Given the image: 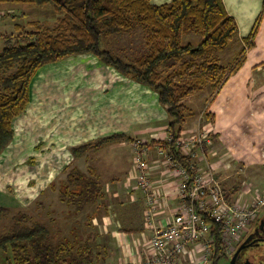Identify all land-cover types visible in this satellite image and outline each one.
<instances>
[{"label": "trees", "instance_id": "trees-1", "mask_svg": "<svg viewBox=\"0 0 264 264\" xmlns=\"http://www.w3.org/2000/svg\"><path fill=\"white\" fill-rule=\"evenodd\" d=\"M7 1L0 0V3ZM14 1L37 7L52 6L59 20L51 29L37 24L36 29L0 36L4 42L0 49V152L13 139V120L27 108L31 82L39 69L49 62L84 53L95 55L103 65L112 66L157 91L169 114L168 131L177 138L186 122V101L204 85L219 88L228 76V67L213 57L214 52L230 47L238 38V24L223 0H172L160 5L152 0ZM136 26L143 29L147 39L146 53L133 61H125L110 49L102 48V42L109 36L129 32ZM191 32L199 34L197 43H185V35ZM253 36L254 30L245 40L247 45H253ZM242 50L243 47L238 61L245 56ZM176 63V67L169 69ZM124 140L132 141V138L124 133H114L75 146L71 153L80 158L92 148ZM161 145L171 147L173 143L162 141ZM172 149L174 156L191 170V158L174 147ZM67 170L63 186L59 188L60 199L74 203L78 210L82 205L84 208L85 204L94 203L101 195L100 181L78 167L71 166ZM79 183L87 185L75 192L72 187ZM70 188L79 196L77 199H70L73 196ZM7 214L8 209L0 207V219ZM259 219L256 218L255 225ZM46 220L28 213L15 216L13 227L0 234V250L11 251L12 261L9 259L8 262L93 264L87 244L77 245L72 240L61 242L55 238L53 228ZM210 236L213 238L212 264H218L221 257L228 256L220 223L213 225Z\"/></svg>", "mask_w": 264, "mask_h": 264}, {"label": "rangeland", "instance_id": "rangeland-1", "mask_svg": "<svg viewBox=\"0 0 264 264\" xmlns=\"http://www.w3.org/2000/svg\"><path fill=\"white\" fill-rule=\"evenodd\" d=\"M58 20V15L52 6L37 7L35 4L14 0L0 3V36L36 29L37 24L46 29H51L57 25ZM189 40L195 43L194 37L191 36ZM146 43L147 39L143 29L136 26L129 32L109 36L102 42V48L110 49L113 53L124 58L125 61H133L147 52ZM3 45L4 42L0 39V49ZM231 52L230 50L225 54L230 56ZM102 64L93 54H74L68 57L66 61L48 64L36 76L32 85L34 90L32 107L26 108L27 111L23 114L20 122H18L19 118L16 123L14 122L13 139L0 152V207L8 209V214L0 219V234L9 231L15 223V216H21V213H28L37 219L45 217L53 228L55 238L65 243L72 240L78 245L80 239L84 238L86 229H93L89 226L91 217L87 212V209L90 208L89 204L92 202L85 204L84 208L82 205L81 210H78L74 203L63 202L59 199V188L63 186L62 183L66 178L67 168L70 166L68 163L81 168L87 174V172L94 171V166L89 167L87 163L90 161L96 165L97 157L98 162L104 161L109 156V151L92 150L91 154H96L91 160H86V157L78 160L62 142L69 144L71 139L75 142L86 137H96L98 134H101L100 137L111 135L114 134L113 129L118 125L117 123L130 124L133 120H137L129 110L130 107L136 108V99L131 97V100H127L124 96L128 89L127 83L124 82L125 80L121 82L124 84L119 83L123 76L116 70ZM198 93L200 91L195 92V94ZM194 95L186 101V104L192 103L191 100L194 99ZM199 108L198 106L193 108L196 114L200 112ZM34 119L36 123H34ZM42 121L44 123H41ZM27 123L28 125L32 124V126L29 128L28 125L26 126ZM241 125L242 122H239L238 126L242 127ZM63 132H65L64 140L59 144ZM40 133L47 138L44 142H39L40 139L34 142V136L40 135ZM259 133L258 130L254 132L252 128L246 130V134L233 129V132H229L224 137L220 135L223 149L219 148L218 150L215 145L219 141L213 137L211 148L215 150L213 154L215 156H210V161L215 170L231 169L235 172L239 171L240 168L244 170L240 175L231 174L230 177V181L235 180L233 182V189L235 190L231 191L230 200L237 202L239 206H245L253 203L257 198L264 197V178L252 174L255 168L264 167V141L257 136ZM178 138L172 140L173 145L171 147L163 149L166 157H171L174 161L182 163L174 156L172 149L174 147L175 150H180L176 147ZM227 144H230L232 150ZM129 155V148L125 147L124 152L121 151V156L128 160ZM135 155V151L131 153L134 162ZM191 160L196 161L195 158ZM67 165L69 166L63 171ZM242 173L247 174V176L241 178ZM237 178L239 179L236 180ZM53 179L55 182L50 186L49 205L44 207L41 205L42 202L39 203L38 197ZM86 185L87 183L74 184L72 188L75 192H79ZM243 185L248 190L241 192L239 189ZM69 190L73 195L70 196L71 200L79 197L74 195L71 188ZM81 199L83 200V198ZM85 200L87 201V197ZM180 200L179 197V202ZM146 207L150 208V202H147ZM64 211L66 212L64 213ZM94 212L97 211L94 209ZM73 215L76 217L74 220ZM57 216H60V221H56ZM263 216L264 206H262L258 217L262 218ZM153 217L155 216L153 215ZM68 222L70 226L67 227L65 224ZM76 223H78L77 230L67 235L66 228L70 229L71 225ZM254 226L255 221L248 230L243 231L239 240L233 242V252L226 248L228 256L221 257L218 264H231V258L240 246V242H243L242 240ZM56 228L57 233L55 234ZM60 231H64L66 235L61 233V236L58 237ZM201 242L206 243L207 240L203 238ZM203 246L198 245V248L193 250L189 248L188 254H191L194 261L201 262V258L204 261L205 252L210 254L209 259L211 260L213 248L210 252L208 251L210 247L205 251H198ZM247 251L248 253L253 251L256 263H259V255L264 254V243L249 248ZM89 253L92 256L91 261L94 262L93 254L97 253L96 249L92 248ZM9 259L12 261L11 251L0 250V264H13V262H8ZM190 259L191 257H183L181 264H190ZM199 264H212V260H205Z\"/></svg>", "mask_w": 264, "mask_h": 264}, {"label": "crops", "instance_id": "crops-1", "mask_svg": "<svg viewBox=\"0 0 264 264\" xmlns=\"http://www.w3.org/2000/svg\"><path fill=\"white\" fill-rule=\"evenodd\" d=\"M170 1L172 0H152L157 5ZM223 2L229 14L235 18L238 24V38L230 47L214 52L213 57L230 70L226 80L219 88L207 84L198 90L200 93H194V99L191 100L192 103L190 105L189 103L187 104L186 122L181 132L182 134H190L197 129H208L210 138L213 140L214 137V139L216 138L219 141L215 145L217 150L219 148L223 149L220 135L224 137L229 132H233V129L244 134L250 128L254 132L258 130L260 133L257 136L264 141V0H223ZM258 20L259 24L257 25ZM253 30V45L246 47L247 43L245 40L251 35ZM191 36L195 38V43L200 39L198 33L191 32L185 35V43L190 42ZM242 47V52L245 56L238 61ZM230 50L232 52L230 56H227L225 53ZM68 57L60 61H66ZM57 62L45 64L39 69L36 76L48 64ZM177 64L169 67V69L176 67ZM105 66L116 70L112 66ZM116 71L120 73L118 70ZM120 75L123 78L120 77L121 81L119 83L124 84L126 82L128 86L124 94L125 98L127 100H131V97L136 99V108L130 107L129 110L137 120H133L130 124L117 123L118 125L114 127L113 132L124 133L132 138V141H118L102 148H92L84 156L78 158L79 160L86 157V160H91L93 155L96 154H91L92 150L109 151V156L104 161L98 162L97 157L96 165L90 161L87 163L89 167L94 166V171L87 172V175L97 178L102 186L100 197L94 203L89 204L90 208L87 209L89 217H91L89 226L93 229H86L84 238L80 237V244H87L90 250L93 248L97 251L96 254H93V264H141L145 262L151 253L149 239L152 237L155 228L171 220L179 203L177 193L180 176L174 174L175 170L171 169L170 161L164 155L165 150L163 148L165 147L161 145V142H167L168 136L171 135L168 131L169 114L167 108L161 104L159 95L153 88L137 82L122 73ZM36 76L31 82L30 102L27 109H30L33 104L34 90L32 85ZM123 80L125 81L121 83ZM114 85L116 84L114 83ZM197 106L200 107V112L196 114L194 109ZM27 109L13 120L14 125L18 118V122H20ZM44 121L41 123H44ZM239 122H242V127L238 126ZM34 123H36L35 119ZM31 126L32 124L28 125L29 128ZM100 135L83 138V141L74 142L71 139L70 143L67 144V142H62L65 136V132H63L61 134L62 140L59 141V144L62 142L67 146V149L71 150L75 146L101 138ZM34 137V142L37 139H40L39 142H44L45 138H47L42 133ZM133 139H141L143 141L139 150L143 157L150 162L149 166L151 168L148 170V175L151 187L148 189H143L139 185L140 170L131 156V153H134L133 142L135 140L133 141ZM224 145L226 146L225 141ZM211 146L205 145L203 153L200 152L195 157L196 161L193 160V162L196 167H206V161L212 163L210 156H215L213 155L215 150H212ZM227 146L232 150L230 144H227ZM125 147H128L130 151L128 160L121 156V151L124 152ZM70 150L69 152H71ZM68 164L70 166L67 165L63 171L68 166V168H71L73 165L72 163ZM72 167L76 166L73 165ZM80 170L83 172L81 168ZM215 172L222 181L224 189L231 193V191L235 190L233 189L235 180L230 181L231 174L240 175L244 170L240 168L239 171L235 172L231 171V169H224V171L216 170ZM263 172L264 167H257L252 174L264 178ZM242 176L244 178L247 174L242 173L241 178ZM54 182L55 179L52 180L51 184L48 182L50 185L48 184L38 197L39 203L42 202L41 205L44 207L49 205L50 186ZM239 190L243 192L248 190V188L243 185ZM151 194L155 196L156 215H154L155 217L152 215L150 220H147L145 210ZM60 207L62 206L60 205ZM94 209L97 212H94ZM59 218L60 216H57L56 221H60ZM72 218L74 220L76 217L73 215ZM65 225L67 227L70 226L69 222ZM77 227L78 223L72 224L70 229L66 228V231H68L66 234L73 233ZM62 233L66 235L64 231Z\"/></svg>", "mask_w": 264, "mask_h": 264}, {"label": "built area", "instance_id": "built-area-1", "mask_svg": "<svg viewBox=\"0 0 264 264\" xmlns=\"http://www.w3.org/2000/svg\"><path fill=\"white\" fill-rule=\"evenodd\" d=\"M173 139L174 137L169 135L167 142L171 143ZM133 143L136 152L134 160L140 170L139 183L142 188L148 189L151 187L148 175V170L151 168L150 162L143 157L139 150L143 141L140 139ZM212 144L213 140L210 138L209 130L197 129L190 134H180L176 147L180 149L178 151L192 159L197 157L198 153H203L205 145L211 146ZM168 159L171 169L175 170L174 174L180 176L177 194L181 200L172 219L155 228L149 239L150 256L141 264H181L183 257H191L190 264L210 261V254L205 252L204 261L201 258V262H196L191 254H188V250L189 248L192 250L198 248V245H206L198 251H205L210 247L208 249L210 252L213 248L210 230L216 223L221 224V235L225 247L233 252V242L239 240L243 231L248 230L259 216V212L264 206V197L257 198L253 203L245 206H239L237 202L230 200L231 194L224 189L212 163L206 161V167H196L193 162L190 170L171 157ZM150 196V208L145 211L147 220H150L151 216L156 213L155 196L152 194ZM203 238L207 240L206 243L201 242Z\"/></svg>", "mask_w": 264, "mask_h": 264}, {"label": "flooded vegetation", "instance_id": "flooded-vegetation-1", "mask_svg": "<svg viewBox=\"0 0 264 264\" xmlns=\"http://www.w3.org/2000/svg\"><path fill=\"white\" fill-rule=\"evenodd\" d=\"M258 221L259 222L254 226V228L249 230L248 234L242 240L245 242L248 239V244L239 252L237 264H264V254L259 255V263H256L257 261L255 260L256 257L254 255L255 253L253 251L248 253L247 251L249 248L260 246L261 243H264V216ZM243 242H240L239 245H241Z\"/></svg>", "mask_w": 264, "mask_h": 264}, {"label": "water", "instance_id": "water-1", "mask_svg": "<svg viewBox=\"0 0 264 264\" xmlns=\"http://www.w3.org/2000/svg\"><path fill=\"white\" fill-rule=\"evenodd\" d=\"M247 241H248V239H247L245 242H243V243L238 247V249L235 251L234 255H233L232 258H231V264H237V259H238L239 252H240L244 247L247 246V244H248ZM247 264H249V263H247ZM250 264H252V263H250Z\"/></svg>", "mask_w": 264, "mask_h": 264}]
</instances>
